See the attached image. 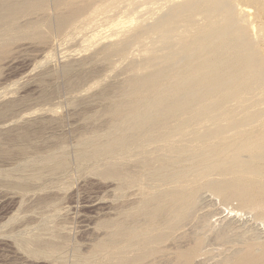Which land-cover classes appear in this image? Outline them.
<instances>
[{
    "label": "bare ground",
    "instance_id": "6f19581e",
    "mask_svg": "<svg viewBox=\"0 0 264 264\" xmlns=\"http://www.w3.org/2000/svg\"><path fill=\"white\" fill-rule=\"evenodd\" d=\"M103 14L115 40L99 54L128 74L101 86L114 101L92 116L105 122L78 139L76 160L114 183L115 213L94 223L75 264H264V0H0V61L20 41H48L53 23L69 35ZM28 134L0 146V160L32 153L16 187L67 170L62 148L42 153ZM60 238L23 241L54 256Z\"/></svg>",
    "mask_w": 264,
    "mask_h": 264
},
{
    "label": "rangeland",
    "instance_id": "374dc122",
    "mask_svg": "<svg viewBox=\"0 0 264 264\" xmlns=\"http://www.w3.org/2000/svg\"><path fill=\"white\" fill-rule=\"evenodd\" d=\"M48 14H52L51 8ZM102 17L69 31V35L59 33L53 23L48 41H20L11 46L8 58L0 61V146H12L6 137L28 131L33 147L42 153L60 147L67 162L64 173L28 181L21 188L14 181L32 171V153L0 160V172L12 173L10 178L0 175V264H75L76 255H87L94 244V223L115 213L114 183L76 160L78 139L105 122L92 116L114 101L111 96L100 99L102 85L119 83L128 74L126 61L113 56L106 62L99 54L102 45L115 40L110 19ZM130 52L138 56V47L132 46ZM66 65L74 68L71 73H65ZM218 207L223 216L227 214L225 206ZM62 235L66 240L59 256H31L28 248L32 246L23 241L30 237L28 240L59 243ZM206 261L203 264H212V260Z\"/></svg>",
    "mask_w": 264,
    "mask_h": 264
}]
</instances>
